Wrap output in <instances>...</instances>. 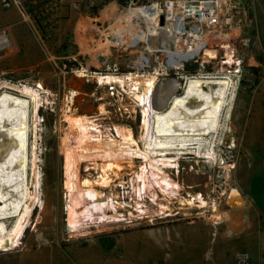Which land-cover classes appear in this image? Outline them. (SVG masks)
Wrapping results in <instances>:
<instances>
[{"label":"rangeland","instance_id":"374dc122","mask_svg":"<svg viewBox=\"0 0 264 264\" xmlns=\"http://www.w3.org/2000/svg\"><path fill=\"white\" fill-rule=\"evenodd\" d=\"M160 1L141 0L137 6L130 7L129 0H22L20 7L6 8L0 0V35L5 31L10 42L0 47V93L5 85L27 86L41 93L36 152L41 171L39 194L43 201L42 209L38 206L31 216L21 246L13 251L23 252L0 263L44 264L43 253L49 254L51 246L67 249L72 245H89L96 253L104 250V255L96 256L95 264L102 261V264H236L238 252L247 253L250 264H264V26L261 9L258 10L259 6L254 9L252 0L248 22L231 37L219 38L218 34H212L206 49L216 52L214 59L204 61L200 53L205 49L197 47L198 61L172 70L163 53L156 52L160 49L149 51L147 42L138 35L134 45L127 44L124 37L122 43L113 41L114 30L128 25L125 16L136 13V9L147 2L151 5ZM10 11L16 13L14 18ZM148 19V14L146 18L143 16L142 22L138 21L140 27L144 29ZM129 20L131 23L132 19ZM157 28L155 25L151 29L155 37ZM127 29L134 31L133 26ZM229 42L235 60H240V66L231 69L223 62V45ZM236 67L240 69L237 73ZM160 70L157 75L155 72ZM155 74L158 86L170 80L178 81L179 88L172 92L174 95L183 94L190 76L231 78L232 89L230 87L223 112L221 132L216 137V160L204 154L184 155L180 158L179 170H167L173 181L184 187L180 198L173 201L177 215L174 212L171 217L152 222L89 223L79 232H71L65 213L66 142L70 137L79 139L77 130L72 127L74 119L96 123L104 138L121 140L117 128L126 133L128 129L133 130L143 147L142 107L135 94L118 84V91L112 93L109 86L99 80L101 76L113 75L125 78L128 85L132 79H146ZM33 134L31 129L30 156ZM167 156L176 157L175 154ZM108 161L119 164L121 169L106 174L103 169ZM145 163L141 158L123 153L112 159L80 155L79 182L89 179L91 188L99 195L107 198L124 195L126 201L135 204L136 191L143 182L148 190L152 188L148 174L142 181L138 177L143 174ZM102 176L108 183H103ZM35 180L31 177L32 190H35ZM232 191L242 194L245 206L232 208L227 204V196ZM198 194L208 205L195 200L187 207L181 202L182 197L190 200ZM213 203L217 208L213 209ZM110 208L113 207L109 202V215L120 216ZM40 245L42 251L38 249Z\"/></svg>","mask_w":264,"mask_h":264},{"label":"bare ground","instance_id":"6f19581e","mask_svg":"<svg viewBox=\"0 0 264 264\" xmlns=\"http://www.w3.org/2000/svg\"><path fill=\"white\" fill-rule=\"evenodd\" d=\"M156 5L154 3L153 7L148 9L149 23L144 29L138 22V10L132 15L125 16V21L132 19L131 23L127 20L126 28H115L113 41L116 44L122 43L124 40L121 38L124 37L127 44L134 45L135 37L138 35L147 42L148 50L151 52L161 46L169 48L173 39L169 30L157 29V37L151 32L152 27L156 25L153 23ZM130 26L134 28L132 33L127 29ZM9 43L7 36L1 33L0 47ZM223 48L228 49V45H223ZM195 53L200 52L196 49ZM200 54L204 61L216 57V52L211 49H205ZM227 54L228 63H232V51H228ZM179 57L182 58L183 55ZM156 79L155 74L146 79H132L128 85L125 78L113 75L101 76L99 80L105 85L120 83L135 94L142 107L143 147L140 146L133 130L128 129L126 133L117 128V135L122 137V141L104 138L100 126L96 123L74 119L72 127L77 130L79 139L70 137L66 142L68 179L65 186L67 189L65 213L67 227L71 232L77 233L89 223H120L124 220L121 216H111L107 213L109 202L113 210H116L114 199L99 195L91 188L92 183L89 179L79 182L80 155L112 159L123 153L131 155L132 158H141L146 163L142 168L143 174L139 175L140 181L148 174L153 181L152 187L156 184L169 195H175L174 190L184 189L167 173L170 169L179 170L182 156L204 154L208 159L216 160V137L221 132L222 116L229 100L231 78L220 75L190 76L182 95L172 93L179 88L177 80H170L158 86ZM40 95L41 93L34 88L13 85H5L0 93V251H13L21 246L30 227L33 212L38 206L42 209L43 201L41 193L39 194L41 171L37 165L39 157L36 152L39 126L37 121L42 105ZM170 95L172 99L166 109L154 108V105H165ZM31 129L35 139L30 156ZM96 132L99 135L94 134ZM170 154H175L176 157H168ZM118 168L119 164L108 161L103 172L108 174V171ZM31 177L36 179L33 181L35 190H32ZM102 178L103 183H108L106 177ZM151 191L152 188L148 190L147 184L143 182L136 195L143 197L146 194L150 195ZM195 200L203 206L208 205L201 194L190 200L181 198V202L186 206H192ZM227 204L232 208H241L246 205V200L240 192L232 191L227 196ZM126 207L127 205H123L120 209L127 211ZM212 207L217 208L216 203H213ZM160 210L169 214L174 211L170 204L161 205ZM217 218H220V215ZM9 220L13 223L9 224Z\"/></svg>","mask_w":264,"mask_h":264},{"label":"built area","instance_id":"2783aa9c","mask_svg":"<svg viewBox=\"0 0 264 264\" xmlns=\"http://www.w3.org/2000/svg\"><path fill=\"white\" fill-rule=\"evenodd\" d=\"M2 4L6 8L14 6L20 7L22 0H1ZM141 0H129V6H137ZM156 2H152L151 5H142L138 10V21L142 22L143 16L147 17L148 9H151ZM252 0H162L157 2L156 9L154 10L153 23L156 24L157 29H167L171 32L172 41L169 45V49H165L164 46L159 47V51L163 53L167 60L168 67L172 70H180L185 65L198 61V55L195 50L197 47H201V50L208 48L212 34H218L219 38L231 37L235 30H238L242 24L248 22V13H250V5ZM160 8L163 9L160 12ZM164 21L161 23V17ZM249 21H251L249 19ZM3 34L6 35L4 31ZM228 49L224 48L223 62L229 65V69L233 66H240V60H235L234 49L232 43L229 42ZM159 46V45H158ZM228 51H232L233 62L228 63ZM183 55V57H179ZM236 67L235 72H239L240 69ZM161 70L155 72L160 74ZM178 74V73H176ZM118 75V74H117ZM116 84H109L112 93L117 90ZM144 165V164H143ZM139 177V176H138ZM139 182V178H138ZM162 187L158 185L152 187V191L149 194L139 197V194L135 197L137 200L135 204L131 201H126L124 195L117 197L108 196L115 200L118 210L112 211L117 213V216L123 218V222L132 223L137 220H149L155 221L165 217H171L175 212V215L179 212L175 211L174 202L180 198L181 191L176 190L177 195H169L162 190ZM139 197V198H138ZM139 203V204H138ZM169 203L173 206L174 211L164 213L160 210L161 205H167ZM123 205H127V211L119 210ZM131 210V211H130ZM109 210V214H110ZM249 256L245 252H238L236 255V264H250Z\"/></svg>","mask_w":264,"mask_h":264},{"label":"crops","instance_id":"0c3cea01","mask_svg":"<svg viewBox=\"0 0 264 264\" xmlns=\"http://www.w3.org/2000/svg\"><path fill=\"white\" fill-rule=\"evenodd\" d=\"M252 5H253L254 9H257L258 6H259L258 10L261 9L262 23L264 26V0H253ZM15 15H16L15 12L10 11V16L12 18H14ZM65 186H66V183H65ZM65 189H66V187H65ZM46 209L48 210V207ZM42 247H43L42 245H40L38 247L39 251H42ZM50 248L51 249L49 250V254H47L45 256V253H43L44 257H45L44 258V260H45L44 264H95L96 256L104 255V250H102L103 252L98 250L99 253H96L95 248L93 246H89V245L85 246V247H80L78 245L77 246L72 245V246H70V248H67V249H64L62 247L60 248L58 246H51ZM15 250H13V251H15ZM13 251L12 250L7 251V252L0 251V260L5 259V258H9L12 255H16V254L18 255V254L23 252V251L13 252ZM39 254H40V252L36 255H39ZM79 254H81V257ZM47 260H48V263H46ZM102 263H104V262L102 261L101 264ZM0 264H2V263H0Z\"/></svg>","mask_w":264,"mask_h":264},{"label":"water","instance_id":"95a60500","mask_svg":"<svg viewBox=\"0 0 264 264\" xmlns=\"http://www.w3.org/2000/svg\"><path fill=\"white\" fill-rule=\"evenodd\" d=\"M162 11H163V9L160 8V12H162ZM163 21H164V18H163V16H162V17H161V23H163ZM171 96H172V95H170L169 98H167V103H166L165 105H161V106L154 105V108H155L156 110H164V109H166V108L168 107V105H169L171 99H172Z\"/></svg>","mask_w":264,"mask_h":264}]
</instances>
